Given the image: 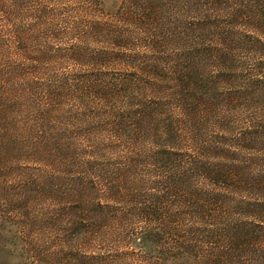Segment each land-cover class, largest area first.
<instances>
[{"label": "trees", "instance_id": "trees-1", "mask_svg": "<svg viewBox=\"0 0 264 264\" xmlns=\"http://www.w3.org/2000/svg\"><path fill=\"white\" fill-rule=\"evenodd\" d=\"M58 3L0 0L1 241L22 264H264V0ZM42 23L100 44L60 72Z\"/></svg>", "mask_w": 264, "mask_h": 264}, {"label": "rangeland", "instance_id": "rangeland-1", "mask_svg": "<svg viewBox=\"0 0 264 264\" xmlns=\"http://www.w3.org/2000/svg\"><path fill=\"white\" fill-rule=\"evenodd\" d=\"M56 1L57 3L59 2L57 5H54V4L49 5L48 8L50 9V11L53 14L63 13L62 14L64 16L63 18H68V20L72 22L75 19V15H76L72 12L73 10H71L72 8H74V6L71 5L72 3H67L68 0H56ZM31 3L38 4L37 8H39L40 7L39 5H41V2L39 4L38 1L31 2ZM118 4H119V0H100V8H101L102 14L106 15V14L113 12L114 8L117 7ZM93 7L95 9L94 5ZM31 10H34V8H30V11ZM80 20H81L80 26H82L83 20H87V19L86 17H81ZM26 21L30 22L31 19H26ZM39 28H40L39 30H42V32L43 31L45 32L43 35H41V39L44 38L48 40V43H53L54 47L59 46V48H66L65 52L62 55H60L62 52H58L57 54H55L54 52L50 53V55L52 56V59L55 61V66L60 72L62 71V72L71 73L73 71L71 66L63 64V61H64L63 58L66 57L65 54L68 52L69 46H71L72 44H75V42L78 41V42H82L81 45L86 50H92L97 45L99 46L100 44L99 39L101 38L94 37L93 35H91L89 29L86 30L87 32L85 31L83 32V34H79L75 37L74 31L72 30V32H68V29H65L66 27L64 26L63 23H60V24L55 23V25L53 24V26H46V24L42 23V25H40ZM38 40L39 39L37 40L35 39L34 42L37 44ZM44 72L45 73H55L51 66H48V68ZM89 123L90 122H53L54 125L59 127V131H62L64 129L68 130V133H66L64 136L75 137V138L77 137L81 138L84 136L93 137L91 134L89 135L83 132V130H85V125L88 126ZM75 131L80 132V133H77V134L72 133ZM97 137H102V136L98 135ZM7 236L8 234L6 232H0V238H4ZM16 255H17L16 252L11 253V247L5 244L4 242H2L0 239V264H22L21 258Z\"/></svg>", "mask_w": 264, "mask_h": 264}]
</instances>
